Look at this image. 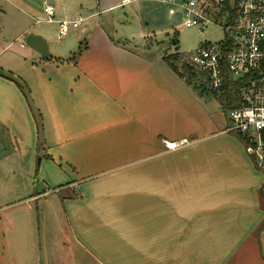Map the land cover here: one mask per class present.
<instances>
[{
	"label": "crops",
	"instance_id": "1",
	"mask_svg": "<svg viewBox=\"0 0 264 264\" xmlns=\"http://www.w3.org/2000/svg\"><path fill=\"white\" fill-rule=\"evenodd\" d=\"M54 1L0 9V264H264V173L167 63L169 2L95 0L60 38Z\"/></svg>",
	"mask_w": 264,
	"mask_h": 264
},
{
	"label": "built area",
	"instance_id": "2",
	"mask_svg": "<svg viewBox=\"0 0 264 264\" xmlns=\"http://www.w3.org/2000/svg\"><path fill=\"white\" fill-rule=\"evenodd\" d=\"M134 0H121L126 5ZM176 4V0H161ZM188 25L200 33L212 22L220 24L225 38L220 43L203 45L188 56L187 62L201 85L213 93L220 92L226 75L235 81L251 77L238 89L241 105L226 110L228 131L246 138L247 152L256 165L264 168V0H184L179 4ZM170 14L177 10L171 8ZM47 20L55 17V7L46 3ZM84 18L59 21V37L67 36ZM187 142V141H183ZM170 149L176 143H166Z\"/></svg>",
	"mask_w": 264,
	"mask_h": 264
},
{
	"label": "rangeland",
	"instance_id": "3",
	"mask_svg": "<svg viewBox=\"0 0 264 264\" xmlns=\"http://www.w3.org/2000/svg\"><path fill=\"white\" fill-rule=\"evenodd\" d=\"M10 1V0H9ZM18 4H25L28 2V0H14ZM66 3L70 2L71 0H65ZM184 0H176V4L169 2V4H159L158 2H152L153 11L158 12V15L161 19H163L164 22L168 23L170 26V29H168L167 34L165 33L160 39H164L161 43L163 44L164 49L168 50L170 53H178L180 56V59L178 60V65L184 66L183 70H186V67L188 66V56H190L194 51H196L198 48H200L203 45H207L208 43H220L225 38V32L220 26V24L216 22H212L209 24L203 33H200L199 29L196 26L188 25L186 23V18L184 16V13L182 10L179 9V4L182 3ZM5 3V0H0V9ZM12 2V1H11ZM52 4L56 6V9L58 11H61L62 5L59 2H55L54 0H51ZM76 3H78L77 10L74 9L72 13H69L70 16L69 19H76L79 17V14L82 16H87L88 9L90 8L89 5H95L97 2L95 0H75ZM168 3V2H167ZM41 6V12L42 16L45 12V19L47 18L46 14V5L43 6L42 2L39 3ZM135 6V5H133ZM171 8H175L177 12L175 14H170L169 10ZM73 10V9H72ZM97 11V10H96ZM69 12V8H68ZM103 16V14L101 15ZM10 23L5 25V29H8L10 34L8 36H11L12 28L16 27L12 22V20H9ZM43 22V21H42ZM81 26L87 25L86 22L80 23ZM48 26L51 30L54 32L58 30V27L54 23H49L44 21L41 26ZM169 32V33H168ZM5 39V38H2ZM175 42V43H174ZM174 43V44H173ZM194 71H196L194 69ZM192 84H194L195 88L199 86L198 80H193ZM197 85V86H196ZM198 90H201L200 88H197ZM226 112V111H225ZM227 114V112H226ZM228 116V115H227ZM230 124V122L228 121ZM233 135L237 136L235 132H233ZM238 137V136H237ZM246 145V144H245ZM261 170L264 173V168H261Z\"/></svg>",
	"mask_w": 264,
	"mask_h": 264
},
{
	"label": "trees",
	"instance_id": "4",
	"mask_svg": "<svg viewBox=\"0 0 264 264\" xmlns=\"http://www.w3.org/2000/svg\"><path fill=\"white\" fill-rule=\"evenodd\" d=\"M165 59L167 60V63L171 66V68L182 78H184L187 82L192 83V81L197 77L195 71H193L192 67L188 66L186 67V70H183L184 66L178 65V60L180 59V56L178 53H172L169 56H166ZM252 80L251 77L244 78L240 81L233 80L230 75H226L225 78V84L223 89L218 93H213L211 91H208L204 88L201 83H199V86L197 88H200L199 92L203 94H207L218 100V102L223 106L224 110H228L233 107H237L241 105V101L238 97V89L241 86L247 85ZM198 90V89H197ZM236 135L243 140L246 143V138L239 133H236Z\"/></svg>",
	"mask_w": 264,
	"mask_h": 264
},
{
	"label": "water",
	"instance_id": "5",
	"mask_svg": "<svg viewBox=\"0 0 264 264\" xmlns=\"http://www.w3.org/2000/svg\"><path fill=\"white\" fill-rule=\"evenodd\" d=\"M24 41L28 46H30L32 49L37 51L43 58H48L50 56L49 43H48L47 39L44 38L42 35L31 32L25 37ZM6 75L13 78L17 83H19L21 85V87H23V89L25 90V92H26V94H27V96H28V98H29L34 110H35V113L38 117V120L40 122L38 112H37L36 107L33 103V100L31 99V96L28 92V89L16 77H13L10 74H6ZM40 125H41V123H40ZM42 140H43V137H42Z\"/></svg>",
	"mask_w": 264,
	"mask_h": 264
}]
</instances>
